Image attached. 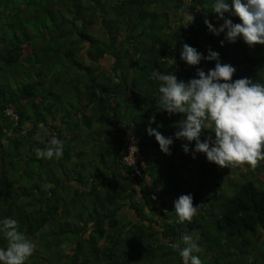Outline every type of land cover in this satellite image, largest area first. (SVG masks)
<instances>
[{"label": "trees", "instance_id": "1", "mask_svg": "<svg viewBox=\"0 0 264 264\" xmlns=\"http://www.w3.org/2000/svg\"><path fill=\"white\" fill-rule=\"evenodd\" d=\"M214 2L0 0V221L14 219L35 243L24 264H183L170 245L194 231L192 243L210 257L193 253L201 264H264V160L252 170L193 158L195 141L174 135L185 117L161 110L152 76L187 82L215 67L182 61L188 44L202 56L219 53L235 68L232 81L264 85V45L210 32L205 20L224 23ZM182 9L194 16L186 27ZM224 18L240 22L231 12ZM149 126L173 139L170 155ZM130 131L143 185L119 154ZM53 137L63 155L38 158ZM182 194L197 205L191 222H177Z\"/></svg>", "mask_w": 264, "mask_h": 264}, {"label": "clouds", "instance_id": "2", "mask_svg": "<svg viewBox=\"0 0 264 264\" xmlns=\"http://www.w3.org/2000/svg\"><path fill=\"white\" fill-rule=\"evenodd\" d=\"M211 11L224 23L215 27L205 20L208 30L215 35L226 31V38L234 42L238 37L252 47L256 44L264 45V0H215ZM231 12L239 18V23L224 18V13ZM186 17L183 26L194 21L189 11L181 10ZM223 44V41H221ZM180 59L188 65H198L201 59L216 60L215 67L205 73L197 69L198 78L187 82L178 80L172 73L154 71L152 76L159 84V105L161 110L171 114H183L185 119L180 124L175 137L189 143L195 141V153H204L209 162L221 168L229 166L247 165L255 170L260 161L264 160V85L252 83L248 78L232 81L235 68L229 64L219 62V53L209 50L207 56H202L195 48L184 44ZM170 66L175 60L169 61ZM154 120L150 118L149 125ZM208 130L212 135L201 141L203 131ZM148 135L154 136L161 152L170 155L171 137H165L150 126L146 128ZM51 146L36 149V155L41 159L51 160L54 156L59 159L63 155V143L53 137ZM185 153L189 152L188 144H183ZM133 151L138 149L135 144ZM175 212L179 223L191 222L197 214V205H193L191 194H182L174 201ZM0 233L7 241L6 248H0V264H24L26 259L35 251L34 242L27 239L17 230V222L11 218L0 221ZM186 245L180 250L183 264H201L198 256L200 248L191 242V237L184 236ZM173 249L179 244H171Z\"/></svg>", "mask_w": 264, "mask_h": 264}, {"label": "built area", "instance_id": "3", "mask_svg": "<svg viewBox=\"0 0 264 264\" xmlns=\"http://www.w3.org/2000/svg\"><path fill=\"white\" fill-rule=\"evenodd\" d=\"M8 111V110H7ZM135 144V147L137 148V145L135 143V137L132 134V132H128L127 135L124 138L122 149L120 150V158L121 162L125 164L129 169L131 175L136 177L137 184L143 185L146 183V179L142 174L140 165H139V152L138 150L134 153H132L131 146ZM138 149V148H137ZM151 197H155V194L151 193Z\"/></svg>", "mask_w": 264, "mask_h": 264}, {"label": "rangeland", "instance_id": "4", "mask_svg": "<svg viewBox=\"0 0 264 264\" xmlns=\"http://www.w3.org/2000/svg\"><path fill=\"white\" fill-rule=\"evenodd\" d=\"M162 175H163V174H162ZM184 230H185V228H184L182 231H184ZM184 236H185V235H184ZM184 236H182V238L180 239V240H181V244L179 245V247H180L181 249H183V248L186 246V245L184 244V242H183V238H184ZM189 237H191V242L194 241V240H196L197 237H198V233H197V231L192 232L191 235H190ZM203 252H204V248L201 247V248H200V251L197 252V253H198L199 256H200L201 261L206 262V259H207V258H210V257H209L207 254L204 255ZM174 255H175V256H178L177 253H174ZM202 255H203V256H202ZM180 259H181V261H182L181 256H180ZM182 262H183V261H182Z\"/></svg>", "mask_w": 264, "mask_h": 264}]
</instances>
